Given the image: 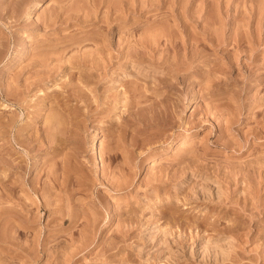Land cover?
Instances as JSON below:
<instances>
[{
  "label": "rangeland",
  "instance_id": "374dc122",
  "mask_svg": "<svg viewBox=\"0 0 264 264\" xmlns=\"http://www.w3.org/2000/svg\"><path fill=\"white\" fill-rule=\"evenodd\" d=\"M31 1L0 0V264H264V0Z\"/></svg>",
  "mask_w": 264,
  "mask_h": 264
},
{
  "label": "bare ground",
  "instance_id": "6f19581e",
  "mask_svg": "<svg viewBox=\"0 0 264 264\" xmlns=\"http://www.w3.org/2000/svg\"><path fill=\"white\" fill-rule=\"evenodd\" d=\"M36 9V1L34 0V1H31V3H30V5H29V10H28V12L27 13H32V11H34ZM161 28V27H160ZM167 28V27H166ZM162 30V29H161ZM161 30H159V31H161ZM158 34V33H157ZM97 138V132H96V134H95V138L94 139H96ZM94 143V142H93ZM99 158V157H98ZM96 161V164L98 165V163H99V161H98V159H96L95 160ZM152 167H154V166H156V165H154L153 164V162H152ZM99 168V167H98ZM8 197V196H7ZM17 200V199H16ZM75 224V223H74Z\"/></svg>",
  "mask_w": 264,
  "mask_h": 264
}]
</instances>
